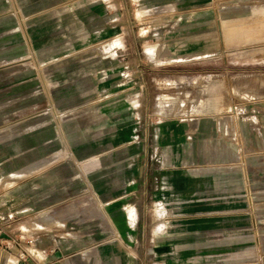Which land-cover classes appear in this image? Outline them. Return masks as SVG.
Here are the masks:
<instances>
[{"label": "crops", "instance_id": "1", "mask_svg": "<svg viewBox=\"0 0 264 264\" xmlns=\"http://www.w3.org/2000/svg\"><path fill=\"white\" fill-rule=\"evenodd\" d=\"M106 1L94 4L101 12L87 13L85 2L75 12L98 42L97 75L87 79L97 89L24 140L20 175L0 185V264H164L170 253L228 239L235 210L264 207L235 204L238 196L264 198V92L223 111L172 114L153 88L168 82L167 61L146 63L127 41L134 31L120 22L124 12H114L113 24L104 12L127 2ZM40 7L53 15V0L23 2L25 11ZM36 29L51 32L43 23ZM8 158L1 153L0 167ZM87 196L95 204L77 213L74 198ZM168 211L176 212L174 227L159 232L154 213ZM178 222L186 236L174 243L168 235Z\"/></svg>", "mask_w": 264, "mask_h": 264}, {"label": "rangeland", "instance_id": "2", "mask_svg": "<svg viewBox=\"0 0 264 264\" xmlns=\"http://www.w3.org/2000/svg\"><path fill=\"white\" fill-rule=\"evenodd\" d=\"M125 1L121 10L109 6L104 12L111 24L115 11L124 12L120 22L134 31L127 41L137 46L146 63L162 56L167 61L163 67L171 70L165 73L173 75L164 73L168 82L153 88L172 114L223 111L241 105L246 93L264 92V0ZM23 2L0 0V155L9 157L0 167V185L20 175L24 140L59 123L82 104L84 92L98 87L87 80L97 75L93 49L98 42L87 34L86 22L75 16L81 2L87 13H98L96 0H53V15L49 7L25 11ZM41 23L49 34L36 35ZM233 31L240 34L238 39L229 36ZM116 38L115 43L121 42ZM177 69H185V80L179 82ZM93 199L75 197L76 212L92 209ZM263 199L238 196L235 204H261ZM86 202L91 207L83 206ZM257 206L235 210L233 230L216 247L170 253L164 264H264V207ZM175 214L155 212L156 230L172 229ZM176 226L168 235L174 243L186 236L179 222ZM106 230L114 232L112 226Z\"/></svg>", "mask_w": 264, "mask_h": 264}, {"label": "bare ground", "instance_id": "3", "mask_svg": "<svg viewBox=\"0 0 264 264\" xmlns=\"http://www.w3.org/2000/svg\"><path fill=\"white\" fill-rule=\"evenodd\" d=\"M141 14V13H140ZM244 18V17H243ZM233 33H235L234 31H233ZM239 36L240 35H235V37L234 38H239ZM25 38H26V40H28V35H25ZM105 212V211H104ZM106 214V216H107V213H105ZM131 215V214H130ZM12 263V262H11Z\"/></svg>", "mask_w": 264, "mask_h": 264}]
</instances>
